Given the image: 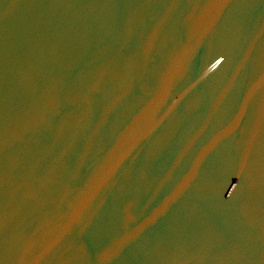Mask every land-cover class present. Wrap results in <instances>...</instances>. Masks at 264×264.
Instances as JSON below:
<instances>
[{"label":"water","instance_id":"95a60500","mask_svg":"<svg viewBox=\"0 0 264 264\" xmlns=\"http://www.w3.org/2000/svg\"><path fill=\"white\" fill-rule=\"evenodd\" d=\"M0 264H264V0H0Z\"/></svg>","mask_w":264,"mask_h":264}]
</instances>
